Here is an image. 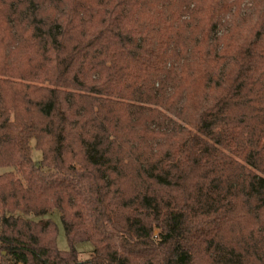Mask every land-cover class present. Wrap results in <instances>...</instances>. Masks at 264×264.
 Wrapping results in <instances>:
<instances>
[{"label":"trees","instance_id":"16d2710c","mask_svg":"<svg viewBox=\"0 0 264 264\" xmlns=\"http://www.w3.org/2000/svg\"><path fill=\"white\" fill-rule=\"evenodd\" d=\"M0 168V264H264V0H0Z\"/></svg>","mask_w":264,"mask_h":264},{"label":"rangeland","instance_id":"374dc122","mask_svg":"<svg viewBox=\"0 0 264 264\" xmlns=\"http://www.w3.org/2000/svg\"><path fill=\"white\" fill-rule=\"evenodd\" d=\"M93 80H87L86 84H91ZM95 112L97 114H102L105 112L106 104H95ZM31 158L37 164L41 160V153L34 148V142H31ZM8 171L7 169L0 168V174ZM44 218H49L57 226V237H56V246L59 251L67 252L70 249L68 241L65 236L64 228L61 223L60 213L58 210L46 215ZM76 251L78 252L79 261H85L89 259L91 253L93 252V245L89 242H82L75 246Z\"/></svg>","mask_w":264,"mask_h":264}]
</instances>
